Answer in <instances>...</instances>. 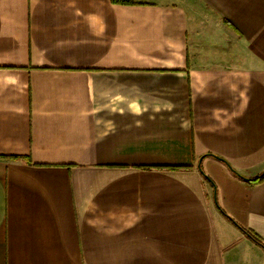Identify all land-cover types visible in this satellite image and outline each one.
Wrapping results in <instances>:
<instances>
[{"label": "crops", "instance_id": "0c3cea01", "mask_svg": "<svg viewBox=\"0 0 264 264\" xmlns=\"http://www.w3.org/2000/svg\"><path fill=\"white\" fill-rule=\"evenodd\" d=\"M203 170L264 243V0H0V264H264Z\"/></svg>", "mask_w": 264, "mask_h": 264}, {"label": "trees", "instance_id": "16d2710c", "mask_svg": "<svg viewBox=\"0 0 264 264\" xmlns=\"http://www.w3.org/2000/svg\"><path fill=\"white\" fill-rule=\"evenodd\" d=\"M229 168L231 169V171H233L235 174H237L238 176H240L241 178H243L239 173H237L234 169H232L230 166ZM248 181H251V182H258V181H261L264 179V171L253 177V178H244ZM218 210L228 219H230L236 226L237 228H239L241 231H243L251 240H253L256 244L260 245L263 249H264V243L262 242L261 238L255 233L253 232L252 230L250 229H247L245 227H243L242 225L234 222L231 218H229L224 212L222 209H220V207H217Z\"/></svg>", "mask_w": 264, "mask_h": 264}, {"label": "rangeland", "instance_id": "374dc122", "mask_svg": "<svg viewBox=\"0 0 264 264\" xmlns=\"http://www.w3.org/2000/svg\"><path fill=\"white\" fill-rule=\"evenodd\" d=\"M203 172V176L205 177V179L209 180L210 183H212L213 185V188H214V191H215V195H214V202H215V205L216 207H220V209L223 210V212L229 217L231 218L234 222L238 223L237 220L235 218H233V216H231L229 213H228V210L226 208H224L220 202V199L218 196H216V191H217V182L211 177L208 175V173H206L204 170L202 171ZM218 209V208H217ZM228 219V218H227ZM235 227H237L230 219H228ZM239 224V223H238Z\"/></svg>", "mask_w": 264, "mask_h": 264}]
</instances>
